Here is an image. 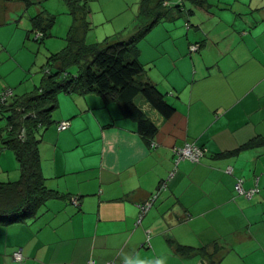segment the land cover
I'll use <instances>...</instances> for the list:
<instances>
[{"label": "crops", "instance_id": "1", "mask_svg": "<svg viewBox=\"0 0 264 264\" xmlns=\"http://www.w3.org/2000/svg\"><path fill=\"white\" fill-rule=\"evenodd\" d=\"M4 5L0 91L10 88L18 98L41 83L34 71L39 47L11 17L15 8ZM182 14L137 43L141 79L175 108L164 119L139 101L158 126L155 145L145 143L116 100L59 93L53 119L70 124L42 132L39 159L46 187L63 198L47 201L35 220L0 224V264H264V4H207ZM135 22L114 29L111 40L127 39ZM186 142L207 153L199 163L176 165L172 147ZM19 175L12 151L1 148L0 181ZM238 177L244 189L257 183L258 193L237 196ZM162 180L166 190L136 225L137 202ZM76 196L78 206L71 203Z\"/></svg>", "mask_w": 264, "mask_h": 264}, {"label": "trees", "instance_id": "2", "mask_svg": "<svg viewBox=\"0 0 264 264\" xmlns=\"http://www.w3.org/2000/svg\"><path fill=\"white\" fill-rule=\"evenodd\" d=\"M158 1L154 3L152 0H140L137 24L134 26L135 31L127 39L117 37L115 40H111L110 38L98 44L86 41V32L90 25L87 20L89 12L87 5L79 0H66L74 16V23L66 39L67 45L60 52L51 54L47 63L42 65L41 83L32 93L18 98L12 96L6 105L0 106V117L4 118L6 123L5 127L0 129V149L5 148L12 151L20 170L19 178L16 181H0V224L35 220L40 216V210L47 201L63 198L59 192L46 187V179L42 175L39 159V143L42 132L53 124H56L58 131L66 130L69 127L60 130L58 125L61 121L55 122L53 119L59 93L84 94L92 92L104 98L116 100L122 114L135 121L136 131L145 143L151 146L155 145L151 139L157 133L158 126L137 102V99L140 96L141 100L139 101L145 102L151 110L164 119L170 118L175 112V108L165 99L164 94L154 83L141 79L140 76H142L144 68L138 59L137 43L161 19L177 18L186 8L183 3L186 0H181L180 3L178 0H174L173 3L171 2L172 4L169 0ZM164 1H167V4H164ZM188 1L194 8L207 6L202 3V0ZM77 12L83 15L82 36L78 35L79 32L76 35L74 33ZM43 16V13H38L31 18L32 30L30 33L33 34V38L35 33L41 34V37L34 38V41L42 42L47 27H50L54 21L52 17L45 18ZM197 44L200 45L198 42ZM71 67H75L74 72H69ZM181 146L172 147L174 162L176 155L173 148ZM197 146L205 150L202 159L207 150L202 146ZM238 179H242L243 186L244 179L238 177L236 181ZM164 182L166 180H162L160 186ZM255 186L258 188L257 183L253 187ZM162 193L160 190L159 192L155 191L146 200L150 199L153 194H157L159 197ZM235 193L240 196L236 190ZM73 199H76L79 205L78 197L71 199V203L78 206L73 203ZM146 200L137 202L136 205L143 204ZM185 249L180 248V250ZM207 264H214V262Z\"/></svg>", "mask_w": 264, "mask_h": 264}, {"label": "rangeland", "instance_id": "3", "mask_svg": "<svg viewBox=\"0 0 264 264\" xmlns=\"http://www.w3.org/2000/svg\"><path fill=\"white\" fill-rule=\"evenodd\" d=\"M81 3L87 5L89 10L87 20L90 23L89 29L86 32L87 43H103V41L110 39V35L114 33V29L125 27L126 18L129 16V22L126 27H131L133 21L135 20L134 26L137 24L136 12L139 13L140 0H79ZM154 3L159 2L158 0H152ZM170 4L174 0H169ZM181 0H178L180 3ZM167 1H164V3ZM172 2V3H171ZM186 8L192 7V3L188 0L183 2ZM204 4H264V0H202ZM5 4L6 6L10 4L11 8L14 7L17 13L12 11L11 17L15 19V23H19L21 28L32 30L31 18L36 16L38 13H43V17H52L54 19L52 25L47 27L45 32V37L42 42L31 41L37 44L39 51L36 52L37 60L36 77L40 79L42 76L41 68L42 65L46 64L48 57L51 54L60 52L66 45V39L70 32V28L74 23V16L70 10L69 5L66 0H0V5ZM166 4V3H165ZM4 5V6H5ZM2 7V6H1ZM175 11V10H174ZM173 11V12H174ZM177 14V12H175ZM16 14V15H15ZM182 14L178 21L183 26V32L186 33V23ZM187 16V15H185ZM76 23H75V35L76 33H81L82 18L83 15L80 12L76 13ZM19 19V21H18ZM170 19H161L158 23H163ZM188 20V19H187ZM190 21V19H189ZM187 22V21H186ZM179 23V22H178ZM164 24V23H163ZM191 24V23H190ZM28 25V27L26 26ZM131 32V28H125ZM185 29V30H184ZM119 33V32H118ZM178 34V31L176 32ZM193 31H191L190 36H192ZM115 34V33H114ZM123 34V33H122ZM121 34V35H122ZM83 35V34H82ZM81 35V36H82ZM116 36V35H115ZM119 36V35H117ZM35 55V54H34ZM52 65V64H51ZM52 70H54L52 68ZM75 67H71L69 72H74ZM35 73V72H34ZM141 97L137 99L139 103ZM5 119L0 117V129L5 127ZM54 125V124H53ZM51 127V126H50Z\"/></svg>", "mask_w": 264, "mask_h": 264}, {"label": "built area", "instance_id": "4", "mask_svg": "<svg viewBox=\"0 0 264 264\" xmlns=\"http://www.w3.org/2000/svg\"><path fill=\"white\" fill-rule=\"evenodd\" d=\"M40 37H41L40 33H35L34 35L35 39H38ZM199 48H200L199 44L193 43L189 46V52L190 53L197 52ZM12 96H13V92L10 88H3L0 91V106L6 105L8 101L12 98ZM68 126H69V121L63 120L59 123L58 129L63 130V129H66ZM173 150L176 155V160H175L176 165L180 160H184V159H187L192 162H199L201 157L205 154L204 149L198 147L194 143H189V142H186L181 147H174ZM225 172L228 174H231L233 172L232 167L228 166ZM172 174L173 172H171L170 176H172ZM165 189H166V182H164L156 192H159V190L162 191ZM235 190L238 195L243 196L247 199L252 198V196L258 192L257 186L249 188V189H244L242 186V179H238L236 181ZM157 197H158L157 194H153V196L150 199L146 200L143 204L137 205L139 212L136 218V223H135L136 225L141 222L144 214L151 208V206L153 205ZM73 203L75 205H78V202L76 201V199H73ZM12 256L15 261H21L23 258L20 249L15 251ZM87 264H93V262L88 261ZM104 264H124V262L110 260V261H106ZM198 264H207V263L205 261H201Z\"/></svg>", "mask_w": 264, "mask_h": 264}, {"label": "clouds", "instance_id": "5", "mask_svg": "<svg viewBox=\"0 0 264 264\" xmlns=\"http://www.w3.org/2000/svg\"><path fill=\"white\" fill-rule=\"evenodd\" d=\"M165 3L167 4V2H165ZM165 3H164V4H165Z\"/></svg>", "mask_w": 264, "mask_h": 264}]
</instances>
